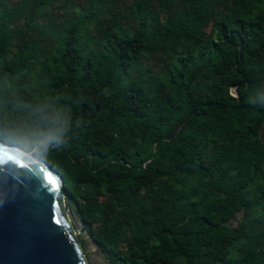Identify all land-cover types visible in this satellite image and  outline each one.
<instances>
[{
    "label": "trees",
    "instance_id": "trees-1",
    "mask_svg": "<svg viewBox=\"0 0 264 264\" xmlns=\"http://www.w3.org/2000/svg\"><path fill=\"white\" fill-rule=\"evenodd\" d=\"M0 140L109 264H264V0H0Z\"/></svg>",
    "mask_w": 264,
    "mask_h": 264
},
{
    "label": "water",
    "instance_id": "water-1",
    "mask_svg": "<svg viewBox=\"0 0 264 264\" xmlns=\"http://www.w3.org/2000/svg\"><path fill=\"white\" fill-rule=\"evenodd\" d=\"M64 197L62 179L45 162L0 140V264H92Z\"/></svg>",
    "mask_w": 264,
    "mask_h": 264
},
{
    "label": "rangeland",
    "instance_id": "rangeland-1",
    "mask_svg": "<svg viewBox=\"0 0 264 264\" xmlns=\"http://www.w3.org/2000/svg\"><path fill=\"white\" fill-rule=\"evenodd\" d=\"M73 215H74V218L76 220L78 227L75 226L71 216L69 215L68 212H66L67 219L69 220L70 225L74 229V234L76 235L78 241L81 238L83 241H85V246L84 247H82L81 245L80 246H81L82 251H83L86 259L88 260V262H89V260H91L92 264H109L108 262L105 261V259L102 257L100 252L94 246H91V243H90L87 235L84 233V230L81 229L79 221H78L76 214L74 212H73Z\"/></svg>",
    "mask_w": 264,
    "mask_h": 264
}]
</instances>
